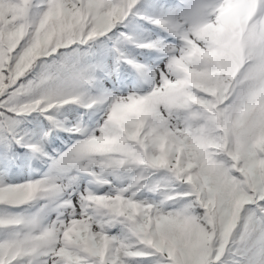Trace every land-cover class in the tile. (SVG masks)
Masks as SVG:
<instances>
[{"label":"snow or ice","instance_id":"1","mask_svg":"<svg viewBox=\"0 0 264 264\" xmlns=\"http://www.w3.org/2000/svg\"><path fill=\"white\" fill-rule=\"evenodd\" d=\"M0 264H264V0H0Z\"/></svg>","mask_w":264,"mask_h":264}]
</instances>
